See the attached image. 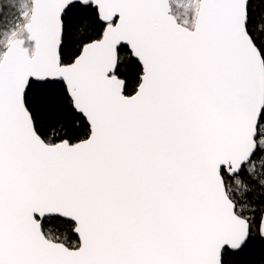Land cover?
I'll return each instance as SVG.
<instances>
[{"label":"snow or ice","instance_id":"6c2138e0","mask_svg":"<svg viewBox=\"0 0 264 264\" xmlns=\"http://www.w3.org/2000/svg\"><path fill=\"white\" fill-rule=\"evenodd\" d=\"M0 264H264V0H0Z\"/></svg>","mask_w":264,"mask_h":264}]
</instances>
